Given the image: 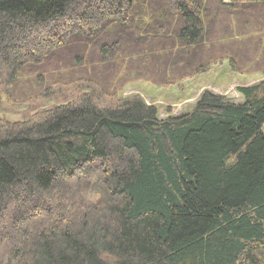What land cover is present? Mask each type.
Returning <instances> with one entry per match:
<instances>
[{"label": "trees", "instance_id": "obj_1", "mask_svg": "<svg viewBox=\"0 0 264 264\" xmlns=\"http://www.w3.org/2000/svg\"><path fill=\"white\" fill-rule=\"evenodd\" d=\"M223 1L0 0V112L78 83L115 96L0 121V264H264V80L164 119L117 96L202 72L220 47L250 74L264 0Z\"/></svg>", "mask_w": 264, "mask_h": 264}, {"label": "rangeland", "instance_id": "obj_2", "mask_svg": "<svg viewBox=\"0 0 264 264\" xmlns=\"http://www.w3.org/2000/svg\"><path fill=\"white\" fill-rule=\"evenodd\" d=\"M223 3L228 4L229 1L224 0ZM224 16L225 15L222 13L221 18H219L217 21V31L221 23L225 21ZM236 26L237 24L231 23L228 26L229 32L234 30ZM211 32L213 33V30ZM225 32L226 31L223 30L221 32L218 31L219 34H223ZM247 35L248 34L244 36V40L248 38ZM237 39H239V37L235 36L231 40ZM166 46L168 48V45H163L162 48H165ZM232 49L242 51L245 55H248V51H250L249 48L240 46V44H236ZM167 51L168 50H165V52ZM231 51V49H226L223 47H220V49H210V52H203V54L200 56V61H204L205 64H209L206 70L197 72L193 75L190 74L186 78H177L179 74H176V77H169L167 83H165L164 85L153 84L146 80L144 82L135 81L134 83L127 84L126 88L123 89L121 94H118L117 96L120 95V97L124 100H130L134 99V97H139L144 103L153 106L157 110V116L159 119H164L166 117H176L181 114L188 113L204 92H211L212 94L225 97L226 99L233 102H239L241 101V97L237 92L238 87L251 86L264 80V74L258 72L261 66H263L262 63L264 64V61L259 56L257 60H255L250 65L245 64L247 68L249 66L253 67L250 74H238L232 71L229 66V60L232 56L230 54ZM207 54L209 55L207 56ZM154 58L157 59L156 57ZM145 60L146 59H144V61ZM132 61L135 64L134 60ZM184 61L186 60H184V58L182 57L179 60V64H177L176 66V69L179 68V72H187L192 69L190 68L189 70L184 71L182 66V63ZM147 62H152V57L147 58ZM163 64L160 65L159 69H163L166 67ZM144 65H146V61ZM130 68L134 70L135 65L126 66V69ZM76 70H79V68ZM142 75L145 74L142 73ZM160 75L161 74L159 72L158 74H156L157 77H155L154 79H161L162 76L160 77ZM95 76H98V73H96ZM96 80L97 82H100L99 86L101 87L104 80ZM61 89L68 90L69 93L61 94V91L59 90V93H57L58 95L54 96L49 101L38 100L16 107H2L3 111L0 112V121L6 122L8 124L25 122L34 115L36 108L40 107L46 109L61 106L74 97L77 99L80 98V94H88L95 100L97 99L98 103H100L99 99H101L103 100V102H107L108 104H111L113 102L112 99L115 97L114 96L112 98H107L105 96H102V94L100 93L101 91L97 87H94L91 84L88 85L86 83H78L74 84L73 86L63 87ZM96 96H99L100 98H96Z\"/></svg>", "mask_w": 264, "mask_h": 264}]
</instances>
